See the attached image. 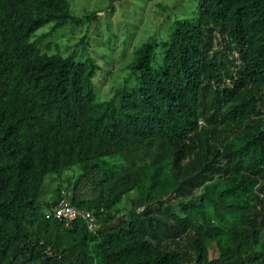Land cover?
I'll use <instances>...</instances> for the list:
<instances>
[{"label": "trees", "instance_id": "obj_1", "mask_svg": "<svg viewBox=\"0 0 264 264\" xmlns=\"http://www.w3.org/2000/svg\"><path fill=\"white\" fill-rule=\"evenodd\" d=\"M83 20L0 0V264H264V0H197L108 97L87 45L40 46Z\"/></svg>", "mask_w": 264, "mask_h": 264}, {"label": "rangeland", "instance_id": "obj_2", "mask_svg": "<svg viewBox=\"0 0 264 264\" xmlns=\"http://www.w3.org/2000/svg\"><path fill=\"white\" fill-rule=\"evenodd\" d=\"M197 0H69L72 11L83 22L68 24L48 34L51 26L40 29L43 51H60L65 55L87 53L99 63L96 79L98 93L110 96L127 74L134 49L150 36L166 32L177 17L191 15ZM95 13V14H94ZM94 15L89 19L88 16ZM86 43V44H85ZM58 178L50 179L48 199L53 198ZM65 190V189H64ZM69 191V188H66ZM66 190L63 192L66 196Z\"/></svg>", "mask_w": 264, "mask_h": 264}, {"label": "built area", "instance_id": "obj_3", "mask_svg": "<svg viewBox=\"0 0 264 264\" xmlns=\"http://www.w3.org/2000/svg\"><path fill=\"white\" fill-rule=\"evenodd\" d=\"M50 215L67 220H74L79 216H82L88 220L90 228L95 229L97 226L96 219L92 214L86 211H80L66 198H62L57 202V205H55V207L49 211L48 216Z\"/></svg>", "mask_w": 264, "mask_h": 264}]
</instances>
